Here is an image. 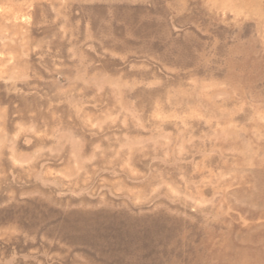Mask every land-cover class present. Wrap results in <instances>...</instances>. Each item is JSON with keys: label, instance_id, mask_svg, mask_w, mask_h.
Segmentation results:
<instances>
[{"label": "rangeland", "instance_id": "obj_1", "mask_svg": "<svg viewBox=\"0 0 264 264\" xmlns=\"http://www.w3.org/2000/svg\"><path fill=\"white\" fill-rule=\"evenodd\" d=\"M0 264H264V0H0Z\"/></svg>", "mask_w": 264, "mask_h": 264}]
</instances>
